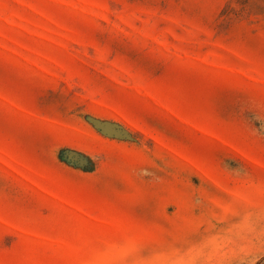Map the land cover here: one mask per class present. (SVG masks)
<instances>
[{
	"label": "rangeland",
	"instance_id": "374dc122",
	"mask_svg": "<svg viewBox=\"0 0 264 264\" xmlns=\"http://www.w3.org/2000/svg\"><path fill=\"white\" fill-rule=\"evenodd\" d=\"M0 264H264V0H0Z\"/></svg>",
	"mask_w": 264,
	"mask_h": 264
}]
</instances>
